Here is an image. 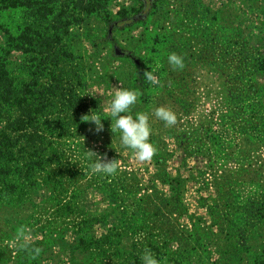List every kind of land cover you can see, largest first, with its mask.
Returning a JSON list of instances; mask_svg holds the SVG:
<instances>
[{"label":"trees","instance_id":"obj_1","mask_svg":"<svg viewBox=\"0 0 264 264\" xmlns=\"http://www.w3.org/2000/svg\"><path fill=\"white\" fill-rule=\"evenodd\" d=\"M111 1L0 0V209L23 203L40 181L52 193L61 192L63 155L58 137L95 127L82 122L83 115L93 111L102 118L104 128L109 125L111 118L103 111L102 100L89 93L90 74L107 45L112 48L111 58L131 64L125 81L143 98L149 84L143 73L153 72L155 66L162 79H171L162 82L166 88L178 87L184 97L189 95L197 66L214 70L224 78L229 107L225 119L247 138L255 133L264 138V85L257 80L259 74L264 75V36L251 43L253 35L246 36L247 29L229 3L213 9L204 0H135L130 7L113 10ZM7 14L13 23L7 21ZM138 27L143 32L129 35L128 48H120L115 35L130 34ZM173 52L184 57L183 70L173 71L169 66L167 57ZM187 106H181L185 112ZM205 126L203 122L200 127ZM201 131L197 129L193 136L199 137ZM173 184L178 187L180 183ZM233 191H222L224 197L219 192L224 202L215 204L213 210L226 209L221 214L234 233L230 236L235 238V250L214 261L211 236L195 231L191 246L185 241L168 255L161 245L170 240L164 234L158 240L148 235L147 247L160 264L164 260L163 264H264V193L239 204ZM160 202L162 207L171 203L168 199ZM72 209L70 202L58 210ZM138 212L134 214L143 224ZM109 242L107 235L89 243L81 236L77 246L84 251L89 247L101 250ZM142 254L132 250L128 262L142 264Z\"/></svg>","mask_w":264,"mask_h":264},{"label":"rangeland","instance_id":"obj_2","mask_svg":"<svg viewBox=\"0 0 264 264\" xmlns=\"http://www.w3.org/2000/svg\"><path fill=\"white\" fill-rule=\"evenodd\" d=\"M7 21L14 22L11 16ZM143 30L138 27L130 34L115 35L118 46L128 48L129 35L139 36ZM255 37L253 34L251 39L254 45L258 41ZM111 49L108 45L103 47L90 74L89 93L102 100L104 112L117 88L132 89L125 81L131 64L111 58ZM153 74L160 85L148 82L143 92L146 97L140 95L131 111L133 116L138 112L149 115L150 142L157 149L153 159L137 161L131 150L121 146L120 134L111 132V121L98 134L95 127H87L58 137L63 155L62 190L52 193L50 186L40 181L34 194L23 197V203L0 209V264H130L128 255L132 250L148 249V235L158 240V235L164 234L170 241L161 245L162 250L173 255L180 243L188 241L192 245L191 235L195 231L211 236L214 261L235 250V238L230 236L234 233L227 228L226 215L221 214L226 209L213 210V206L224 202L222 191L228 189L234 190V199L239 204L249 197L258 199L264 193V138L256 133L247 138L225 119L229 107L224 78L214 70L201 65L194 69L188 97L178 87L166 88L162 82L169 83L171 79H162L158 66ZM257 80L264 85L263 74ZM184 104H188L185 107L188 112L181 107ZM160 106L176 113L175 126L165 127L154 117V108ZM203 122L206 126L200 127ZM199 128L201 135L193 136ZM87 150L106 154L109 160L117 159L120 165L117 174L90 175L88 166L92 161H85ZM79 159L82 161L77 164ZM174 181L180 183L178 187ZM113 193L118 194L117 198ZM161 199L171 203L162 207ZM70 202L71 211L58 210ZM135 211L143 215V224H139L140 217ZM22 225L29 230L31 247L42 250L36 259L10 245ZM105 235L110 242L101 250L89 247L84 251L77 246L81 236L89 243L92 238L101 239Z\"/></svg>","mask_w":264,"mask_h":264},{"label":"clouds","instance_id":"obj_3","mask_svg":"<svg viewBox=\"0 0 264 264\" xmlns=\"http://www.w3.org/2000/svg\"><path fill=\"white\" fill-rule=\"evenodd\" d=\"M168 64L173 71L183 70L185 67L184 57L176 53H171L167 57ZM146 80L152 85H160V80L152 71L145 70L143 73ZM141 93L137 90L117 88L105 109L108 117L111 118L110 130L113 134H120V144L122 147L131 150L134 158L139 162H148L157 153L156 147L150 142L151 126L149 115L138 112L131 114L133 106L137 103ZM154 117L162 121L165 127H173L177 124L176 113L168 107L160 106L153 110ZM82 122H91L95 125V133L104 130L100 115L91 111L90 115H83ZM86 156L92 161L89 164L90 175H102L113 177L120 167L117 159L109 160L107 155H100L93 150H87ZM32 238L29 230L25 226L17 228L10 245L17 251L28 252L32 259H36L40 253V248L31 247ZM142 264H160L150 249H145L140 257Z\"/></svg>","mask_w":264,"mask_h":264},{"label":"crops","instance_id":"obj_4","mask_svg":"<svg viewBox=\"0 0 264 264\" xmlns=\"http://www.w3.org/2000/svg\"><path fill=\"white\" fill-rule=\"evenodd\" d=\"M135 3V0H112L110 7L113 10L119 7H130ZM205 3L213 9H218L230 4L231 8L235 10L238 15V20L242 22L244 28L245 25H249L247 29L248 33L257 37L260 32L264 33V0H205ZM264 36V35H259Z\"/></svg>","mask_w":264,"mask_h":264},{"label":"water","instance_id":"obj_5","mask_svg":"<svg viewBox=\"0 0 264 264\" xmlns=\"http://www.w3.org/2000/svg\"><path fill=\"white\" fill-rule=\"evenodd\" d=\"M116 52H117V53H120V50H119V49H116Z\"/></svg>","mask_w":264,"mask_h":264}]
</instances>
